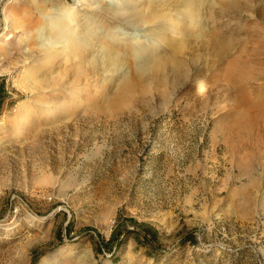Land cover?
<instances>
[{"label": "rangeland", "instance_id": "rangeland-1", "mask_svg": "<svg viewBox=\"0 0 264 264\" xmlns=\"http://www.w3.org/2000/svg\"><path fill=\"white\" fill-rule=\"evenodd\" d=\"M9 1L0 0V65L7 68L0 73V264H41L62 246L70 250L54 264H264V109L256 102L264 94L239 101L252 85H264V0H250L254 16L249 7L211 2L208 22L181 25L179 13L191 0H140L134 11L151 5L172 25L175 41L166 49L182 63L165 61L156 81L146 79L143 91L120 103L117 85L130 63L118 57L142 60L150 46L115 48L103 63L105 48L97 43L96 73L104 79L68 78L81 85L73 93L28 92L16 82L37 67L44 45L26 43L36 33L22 30L46 25L59 11L74 16L67 39L89 21L94 37L138 44L137 32L149 45L157 23L124 19L135 0ZM105 19L117 28L106 29ZM215 34L229 43L219 63L203 40ZM199 82L204 90L195 92ZM19 104L30 113L20 115ZM140 223L158 231L155 256L138 241Z\"/></svg>", "mask_w": 264, "mask_h": 264}, {"label": "bare ground", "instance_id": "bare-ground-1", "mask_svg": "<svg viewBox=\"0 0 264 264\" xmlns=\"http://www.w3.org/2000/svg\"><path fill=\"white\" fill-rule=\"evenodd\" d=\"M14 1L15 0H10L9 2H7V4L11 3V2H14ZM135 1L136 2L133 1L134 3L132 2V4H128V5H126L124 7L127 10V15L125 14L126 16L124 17V19L126 18V19H129V20H131L133 22H137V23H147V24L149 22L157 23L156 25L154 24V26H152L153 25L152 24L151 25L152 28H149L150 31H151V35L154 36L153 42L149 41L150 42L149 45H145L147 42L145 44L139 43V41H141V40L137 39V36L139 34L137 32H134V33H131V34H132V38L136 39L137 40L136 43H138V44H132V43L128 42V43H125V44L123 43L124 46L121 44L122 41L121 42H117L116 40H110V39H108V36H107V38L104 35H102L101 37H97V35H96V37H94L95 36L94 32L96 33V30L95 31L94 30H89V27H88L90 25L89 21H88L87 24H86L87 21L85 22V24H84L85 27H84V29H82V33H78L77 34L78 36L75 37V36H73V34L71 32V36H70L71 39H67L65 34H64V32L67 29H69V31H70V26H71L72 21H73L72 17H74V16L68 15V16H70V18H67V16L63 12L59 13V11H57V13H55V14L52 13L53 15L52 14L49 15L48 14L49 12L48 13L46 12L50 16V17H47V19H45V20H47L46 25H43L42 22H39L37 25H34L32 23L34 25V27H30V26L25 27L26 21H25V23L23 22L24 23L23 26L25 28H23L24 30H22L23 31L22 33L26 34L27 32H30V31L32 32V30H33V33L34 32L36 33L35 37H33L32 39H29V41L26 42V43L33 44L35 46L41 44L40 46L44 45V48L40 47L42 49L39 52V54H37L38 58H37V55H35L36 58H34V59L38 63V65L36 64L37 67H35L34 70L30 71L22 79L19 78L20 80L16 82L18 87H20L21 89H24V90H26L28 92L32 91V90H36V89H38V90L43 89L44 90L45 88L46 89H51V88L55 89L56 88V90L58 89L60 91H65V89H68L70 93H73L75 91L78 92V90L81 89V85H76L77 82H76L75 85L74 84L71 85L72 84L71 81L69 82L68 80L71 78L72 82H75V81L79 82V81H81L83 79L84 80L86 79L85 81H88V80H91V79H93L95 77V74H97L96 70L98 68L96 65H97V61H98V59L100 57V56H97L98 52L95 54L94 52H96V50L95 51L93 50L97 43H99V44L103 43L104 46L103 45L102 46L105 48V50L103 52L105 54H103V55H106V57H105V59L103 58L104 56L102 57L103 63H106L107 59H109L110 54L108 52L114 50L115 48H116L117 52H121V50H122V52H124L125 50L129 51L130 49L134 50V49H137V48L140 49L138 52H141V50H143V52H144V50H146L147 47L150 46L149 47V51L147 53V56L145 58H143L142 60H140V58H138L137 56H135V57L133 56V57L127 58L125 53H124L125 56L124 55L123 56L120 55L118 57L119 58L118 61H121L122 63L125 62V64H127V63L129 64L130 63V65H129V72L126 73V74H123L122 78H120V82L118 83L119 85H117L118 88H117V91H116L115 103H120L124 99H127V97L128 96L130 97V95L133 92H135L136 90L140 91V90L146 88L147 85L145 86V83H144V81L146 79H148V80L151 79L152 81H156L157 80V76H158V72L161 69H163L165 61H167V60L170 61L171 64L175 68H178V66L182 63L181 60L177 59L174 55H172V50L171 49H170L171 50L170 53H168V50L166 49V48L169 47L170 44L173 43V41H175L173 33H172L173 29H171L172 25L170 24L171 26L169 25L170 26L169 27V26H167L168 24L167 25L164 24L165 22L163 23L162 20H161L162 19L161 18L162 14L159 13L157 11V9H154L151 5L150 6H144L143 5L144 7L141 8V10L134 11L133 7L136 4L140 5V3H141L140 0H135ZM243 1H245V3L242 6H240L241 5L240 0H212V1L211 0H191L189 6L182 8L184 10L179 13L180 20H179L178 24L181 25L182 23H184V21L191 22L192 20H196L197 22H200V23L203 22L204 20H207V22H208V20H210L211 17H210L209 14L206 13V11L204 9H208V7H210L211 4H212L211 2L216 3L217 5H223V6L225 5V2H226V6L227 7H232L233 9H248V7H249V9H250L249 10V14L254 16L255 13H254L253 9H254L255 6L251 5V1L250 0H243ZM53 6H52V8H54ZM52 8H50V9H52ZM41 9L39 8V12H40ZM138 9H140V8L138 7ZM6 12L7 11L4 8L3 9V14L6 15ZM104 12H102L101 15L102 16H108V14L104 13ZM29 16H31V15H29ZM42 16L44 17V15H42ZM91 16H94V15H91ZM117 16H119V15H117ZM98 17H100V16H98ZM44 18H46V17H44ZM85 19H87V18H85ZM121 19H123V18H121ZM32 20H35V19H32ZM113 20H114V22L118 21L117 18H114ZM182 20H183V22H182ZM81 21H84V19L81 20ZM93 21H94V19H93ZM98 21H100V20H98ZM119 21H121V20H119ZM20 22H22V21H19V23ZM94 22H96V21H94ZM114 22H113L114 25H112L109 22L108 19H105L103 21L104 26L108 30H112V29L117 28V25ZM103 23H102V25H103ZM17 25H19V24H17ZM80 25H83V23H81ZM97 25H98V23H97ZM200 26H201V24H200ZM179 27L175 28L174 31H177L179 29ZM75 28H77V27H74V29ZM82 28H83V26H82ZM98 31H100V30H98ZM69 34H70V32H69ZM1 35H2V33H0V36ZM27 35H29V34H27ZM99 35H100V33H99ZM109 35H110V33H109ZM151 35H149V36H151ZM197 35L203 37L206 34H204L201 31ZM218 36L219 35H216V34L212 35V36H209V37L207 36V37H204L203 40L206 41L207 43L211 42V45L213 46V48H216V52L219 55V60H218V63H219V62L222 61V48L224 46L229 45V43L227 41H225V40H222V37H218ZM180 37H182V35ZM183 37L185 39V36H183ZM22 41H23V39H22ZM62 42L64 43L63 46L61 44ZM116 43H119V44H116ZM58 44H61V45H58ZM208 44H210V43H208ZM15 48H16V46H15ZM26 48H27V44H26ZM37 49H39V47ZM32 50H34V49H32ZM14 51H15V49H14ZM34 51L36 52V49ZM19 52H20V50H19ZM23 52H21V54ZM12 53L13 52H11V54ZM107 53L109 54V56L107 55ZM121 54H123V53H121ZM127 54H131V53L129 52ZM26 55H30V51H29V53H26ZM116 57H117V54H116ZM26 59H27V57H26ZM34 59H33V61H34ZM136 59L140 60V62L137 63V65H136V63L133 64V62H135ZM111 60H113V59H111ZM114 60H115V58H114ZM112 62H110V64ZM57 63H59V65ZM65 63H67V65L64 66ZM62 64H63V67L60 69V66H62ZM1 67H3V66H1ZM1 67H0V73L4 72L7 69V68H4V67L1 68ZM105 69H106V67H105ZM24 71H26V70H24ZM115 72H113V73H115ZM113 73H111V74H113ZM233 73H235V72H233ZM97 75H99V74H97ZM103 79H104V77H103ZM107 81L108 80H106V82ZM66 82H69L70 85L68 84L69 86H66L67 84L66 85L64 84ZM83 83H84V81H83ZM83 85L85 87L89 86L88 83H86V82ZM181 85H183V83H181ZM197 87L198 88H196L194 90L195 92H201V91L204 90V86L202 85L201 82L198 83ZM89 88H91V87H89ZM91 89H93V87ZM254 92H256V93L263 92V94H264V85L261 84V83H256L255 85H252L250 90H249V92H247V93L244 92L240 96L239 101L244 103V104H246V103L249 104V101L251 102V100H249L251 98V97H249V95L251 93H254ZM46 100H47V98L44 101H46ZM55 100H53V101H55ZM259 100L262 103V109H264V96L262 98H259L258 100L256 99V102L259 101ZM34 102H35V100H34ZM35 103H37V102H35ZM42 103H44V102L42 101ZM261 103H260V105H261ZM254 104H255V102H254ZM41 105H44V104H41ZM50 105H51L50 108H52V107L55 108V107L58 106V102H54L53 104H50ZM260 105H258V106H260ZM67 107H69V106L67 105ZM17 109H18L19 114L20 113L21 114L25 113L24 111H26V112L30 111V109H28V105L26 106V104H19ZM39 109H37V111ZM51 111H54V109L53 110L51 109ZM44 113H48V112H44ZM260 113H261V111H260ZM25 114L27 115L28 113H25ZM261 116L262 115H260V117ZM68 247L69 246H62L57 253L53 254L52 256L44 257V259L42 260L41 264H52V263L54 264V263H56V259L58 258V256H60L63 253H65V252L70 250Z\"/></svg>", "mask_w": 264, "mask_h": 264}, {"label": "trees", "instance_id": "trees-1", "mask_svg": "<svg viewBox=\"0 0 264 264\" xmlns=\"http://www.w3.org/2000/svg\"><path fill=\"white\" fill-rule=\"evenodd\" d=\"M137 228L138 229H136V232L138 234V241L140 242V244L147 247L150 256H155V253L158 252L159 250V247L157 245L159 242L158 231L150 227V225L143 223L142 224L140 223ZM115 242H116V247H118L120 245V242L117 240V237ZM108 244L109 241L106 242V246Z\"/></svg>", "mask_w": 264, "mask_h": 264}, {"label": "crops", "instance_id": "crops-1", "mask_svg": "<svg viewBox=\"0 0 264 264\" xmlns=\"http://www.w3.org/2000/svg\"><path fill=\"white\" fill-rule=\"evenodd\" d=\"M0 103H1V101H0Z\"/></svg>", "mask_w": 264, "mask_h": 264}]
</instances>
